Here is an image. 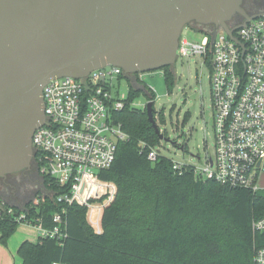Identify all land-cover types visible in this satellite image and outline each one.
Returning a JSON list of instances; mask_svg holds the SVG:
<instances>
[{
  "label": "built area",
  "instance_id": "1",
  "mask_svg": "<svg viewBox=\"0 0 264 264\" xmlns=\"http://www.w3.org/2000/svg\"><path fill=\"white\" fill-rule=\"evenodd\" d=\"M199 27L208 38L194 41L182 32L176 60L199 55L211 69L215 153L200 166L172 160L173 169L182 173L190 168L196 178H212L232 188L258 192L264 173V15L236 28L233 36L222 26ZM144 74L139 73L140 79ZM123 76L120 66L107 65L84 78L56 77L45 84L46 121L36 128L32 142L38 171L50 182L23 207L0 197V222L32 225L39 238L63 244L68 235V208L78 204L87 208V220L94 231L103 232L102 215L114 200L117 186L102 179L99 172L111 167L117 143L129 137L114 116L127 105L128 96L120 90ZM128 88L130 91V82ZM161 155L150 146V160ZM51 186L59 192L54 193ZM48 195H54L62 207L46 226L44 218L29 214L27 204L32 201L30 208H35ZM252 229L254 234L264 233V216L253 220ZM255 261L264 264V245L256 249Z\"/></svg>",
  "mask_w": 264,
  "mask_h": 264
},
{
  "label": "trees",
  "instance_id": "2",
  "mask_svg": "<svg viewBox=\"0 0 264 264\" xmlns=\"http://www.w3.org/2000/svg\"><path fill=\"white\" fill-rule=\"evenodd\" d=\"M163 69L170 89L175 83L174 70ZM129 82L127 105L114 115L129 137L117 143L111 167L99 172L102 179L117 185L116 196L102 215L103 232L96 233L89 224L85 206L71 205L64 243L51 238L25 241L18 250L23 263L258 264L255 252L264 245V233L254 234L252 222L264 216V197L212 178H196L190 168L179 173L163 155L150 160L148 151L157 145L158 134L147 114L143 120L133 110L132 100L142 88ZM48 182L44 177L45 187ZM51 187L54 193L59 192ZM31 205L32 201L27 204L29 214L44 218L46 226L62 207L54 195L35 208ZM17 225L0 222L1 243H7Z\"/></svg>",
  "mask_w": 264,
  "mask_h": 264
},
{
  "label": "water",
  "instance_id": "3",
  "mask_svg": "<svg viewBox=\"0 0 264 264\" xmlns=\"http://www.w3.org/2000/svg\"><path fill=\"white\" fill-rule=\"evenodd\" d=\"M243 1L0 0V178L31 168L51 78L115 65L139 84V73L174 68L185 26H222L233 36L264 15L248 13ZM237 14L242 20L230 28ZM153 105L147 102V115L162 138Z\"/></svg>",
  "mask_w": 264,
  "mask_h": 264
},
{
  "label": "rangeland",
  "instance_id": "4",
  "mask_svg": "<svg viewBox=\"0 0 264 264\" xmlns=\"http://www.w3.org/2000/svg\"><path fill=\"white\" fill-rule=\"evenodd\" d=\"M182 32L194 41L204 42L208 38L205 31L191 25L185 26ZM173 70L175 83L170 89L167 87L164 69L145 72L143 79H140L138 74L139 84L134 85L144 87V90L132 100L131 106L145 120L147 102L153 100L154 118L163 135L162 138L158 135L155 147L171 160L200 166L207 156H214L215 153L211 69L209 65L203 64L202 57L193 55L178 58ZM128 81L125 76L121 78L120 90L126 96L129 95ZM143 126H147L145 121ZM139 142L145 144L144 139ZM182 146L184 148H181ZM34 174L36 171L32 163L29 170L13 173L6 180L0 178V197H5L17 205L33 199L42 191V183ZM259 185L261 189L258 194L264 197V173L259 178ZM22 237L36 239L38 232L32 225L19 224L12 238L17 240ZM17 260L22 262L19 255Z\"/></svg>",
  "mask_w": 264,
  "mask_h": 264
},
{
  "label": "crops",
  "instance_id": "5",
  "mask_svg": "<svg viewBox=\"0 0 264 264\" xmlns=\"http://www.w3.org/2000/svg\"><path fill=\"white\" fill-rule=\"evenodd\" d=\"M40 188L43 191L44 190V185L42 184V186ZM26 203H27V201H25L23 203H20L18 205L16 203L15 204L17 206H19V207H23ZM0 235H1V233H0ZM10 238L8 239V241L6 243L7 245H5V244L0 242V264H22L23 263V259L18 253V250H19L20 246L25 241L36 242L37 239H39V236H38V238L36 237V239L35 238L34 239L33 238L30 239L28 237H22L20 239L17 238V240L16 239L14 240V238H12V235H11ZM10 240H11V242H10ZM17 255L20 256V258L22 259V262H19L17 260Z\"/></svg>",
  "mask_w": 264,
  "mask_h": 264
},
{
  "label": "flooded vegetation",
  "instance_id": "6",
  "mask_svg": "<svg viewBox=\"0 0 264 264\" xmlns=\"http://www.w3.org/2000/svg\"><path fill=\"white\" fill-rule=\"evenodd\" d=\"M243 7L245 8V10L252 14L255 12H264V0H244L243 1ZM242 20V15L241 14H237L233 17V19L230 21V24L236 25L238 24L240 21ZM33 165L35 166V171L36 174H34V176H36V179H38V181H40V183L43 184V177L41 176V174L38 171V166L36 165L34 159L32 161ZM26 171V170H25ZM12 175L10 174L7 178L11 177ZM7 178H1L2 180H6ZM9 183V182H7ZM11 183V182H10ZM9 183V184H10Z\"/></svg>",
  "mask_w": 264,
  "mask_h": 264
}]
</instances>
